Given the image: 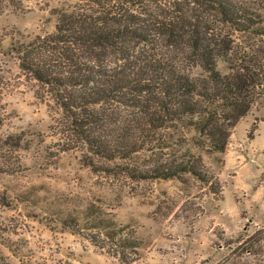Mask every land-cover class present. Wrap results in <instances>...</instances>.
<instances>
[{
    "label": "trees",
    "instance_id": "16d2710c",
    "mask_svg": "<svg viewBox=\"0 0 264 264\" xmlns=\"http://www.w3.org/2000/svg\"><path fill=\"white\" fill-rule=\"evenodd\" d=\"M19 5L0 0V13ZM52 13L50 33H15L5 48L0 34V58L15 61L49 104L57 153L79 152L96 173L189 177L219 194L204 158L222 154L236 124L264 100V0H65ZM37 138L0 136V159L1 149L27 150ZM8 208L0 194V210ZM78 215L81 225L70 215L61 228L83 230L98 248L108 243L122 262L140 248L100 207Z\"/></svg>",
    "mask_w": 264,
    "mask_h": 264
},
{
    "label": "rangeland",
    "instance_id": "374dc122",
    "mask_svg": "<svg viewBox=\"0 0 264 264\" xmlns=\"http://www.w3.org/2000/svg\"><path fill=\"white\" fill-rule=\"evenodd\" d=\"M19 1L0 13L4 48L15 33L52 32V10L65 0ZM34 91L15 61L0 58V136H40L27 150L1 149L0 194L10 208L0 210V264H264V100L236 124L222 154L204 158L221 188L213 194L189 177L130 181L93 172L77 151L57 153L50 106ZM39 146L57 156L45 160ZM98 207L139 240L125 262L108 243L95 247L83 230L60 226L70 215L81 225L79 212Z\"/></svg>",
    "mask_w": 264,
    "mask_h": 264
}]
</instances>
